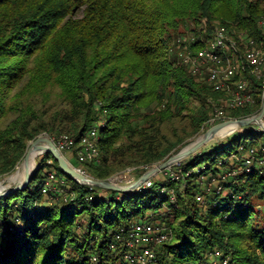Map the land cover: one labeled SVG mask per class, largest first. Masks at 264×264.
I'll return each instance as SVG.
<instances>
[{
  "label": "trees",
  "instance_id": "trees-1",
  "mask_svg": "<svg viewBox=\"0 0 264 264\" xmlns=\"http://www.w3.org/2000/svg\"><path fill=\"white\" fill-rule=\"evenodd\" d=\"M263 15L264 0H0V178L43 132L79 143L95 131L99 160L74 151L72 162L99 180L168 158L209 127L219 94L175 64L171 33L221 24L264 42ZM240 133L173 165L178 179L131 192L81 184L45 152L27 185L0 198V264H136L126 255L137 222L167 236L156 264H210L219 249L229 264H264V165L242 159L264 132Z\"/></svg>",
  "mask_w": 264,
  "mask_h": 264
},
{
  "label": "built area",
  "instance_id": "built-area-1",
  "mask_svg": "<svg viewBox=\"0 0 264 264\" xmlns=\"http://www.w3.org/2000/svg\"><path fill=\"white\" fill-rule=\"evenodd\" d=\"M258 24L264 31V15L260 17ZM206 34L209 35L206 36ZM201 43L200 46L192 47ZM169 49L176 65L187 67L194 77L205 80L211 85L212 91L219 93L210 99L212 111L207 119V126L211 127L218 122L237 119L230 116V111L257 105V96L260 97L262 106L264 100L263 41L254 39L245 31L231 33L221 24H217L211 33H206L204 25H200L197 28L191 27L187 33L179 34ZM261 121L262 125L255 124V129L264 132V113ZM235 131L242 132L243 128L236 127L228 136ZM90 135L93 138L87 135L79 143L72 136L64 133L53 137L52 140L60 151L76 148L79 162H96L100 158V153L96 147L95 131H91ZM242 159L248 166L255 162L264 165V145L260 148H250ZM172 167L167 169L169 175L172 179H178L180 172ZM53 177L54 175L51 174L49 180ZM151 177L146 179L143 186L151 185ZM43 192H46V187ZM197 200L202 202L203 196L198 195ZM166 238V234L159 227L148 222H137L132 225L127 239V246L134 251L126 256L131 261L135 260L136 264H156L154 246ZM223 253L220 249L215 250L209 263L229 264V258L224 257Z\"/></svg>",
  "mask_w": 264,
  "mask_h": 264
},
{
  "label": "water",
  "instance_id": "water-1",
  "mask_svg": "<svg viewBox=\"0 0 264 264\" xmlns=\"http://www.w3.org/2000/svg\"><path fill=\"white\" fill-rule=\"evenodd\" d=\"M264 113V100L262 102V106L259 109V111L252 115L247 116L243 118H237V119H229L227 121H222L215 123V125L207 128L202 134L201 137L196 139L194 142L188 144L187 146L179 149V151L173 153L168 158L160 161L157 164H154L152 167L148 168L145 173H143L141 176L138 177L135 181L131 182V184L128 185H120L118 183H115L111 181L110 179H96L92 177L89 174H85L80 168L75 167L73 164H71L64 156V154L61 153V151L56 147L54 141L50 138V136L46 133L43 135H39L32 139V141L29 143V146L27 147L25 151V156L21 160V164L24 165L26 169V174L24 178L21 181H18L13 186L4 187L0 191V198L7 194L15 193L17 190L23 189L27 183L30 181L31 175L33 174V170H30L28 168L29 165V151L31 149L34 150H42L45 152H48L53 155L55 160L58 163L59 168L62 169V171L70 176L72 179L74 178L77 182H80L81 184L85 185H91L95 187L100 188H106L110 190H118L120 192H131V190L139 189L143 186L146 179L149 177L155 175L159 171L168 169L172 167L174 164L178 163L179 161L183 160L187 156L196 153L200 150L201 146H203L205 143H207L210 140H213L216 137V132L223 128L230 123L236 124V127L244 128V126L253 125V124H259L262 125L261 116ZM36 162L34 161V167L35 170Z\"/></svg>",
  "mask_w": 264,
  "mask_h": 264
},
{
  "label": "rangeland",
  "instance_id": "rangeland-1",
  "mask_svg": "<svg viewBox=\"0 0 264 264\" xmlns=\"http://www.w3.org/2000/svg\"><path fill=\"white\" fill-rule=\"evenodd\" d=\"M189 24V25H188ZM187 25L186 24H183L176 33H171L172 37H171V42L170 44H172L175 39L179 36V34H183V33H187L188 30H190L191 27H193L194 25H191L190 23H188ZM209 127H206V128H201V131L199 133L196 134V136L188 139L187 143L185 145H183L182 147L178 148L176 151H173V153L179 151V149L187 146L188 144L194 142L196 139H198L199 137H201V134ZM236 128V127H235ZM235 128H232V129H229V130H220L216 137L213 139V140H210L208 141L207 143H205L203 146H201L200 150L201 149H207L211 146H214L216 145V143H219V142H222L221 145H223L222 147L223 148H226L228 149L232 143H228L229 139L227 140V138H229L230 136H239L241 135V133L239 131H235V132H232L230 136H228V134L230 133V131H232L233 129ZM255 129V124L253 125H248V126H244L243 130L244 129ZM43 134H46V132H43L39 135H43ZM38 135V136H39ZM227 135V136H226ZM51 139L53 137H50ZM226 140V141H225ZM32 140L29 141V143L31 142ZM29 146V144H28ZM199 150V151H200ZM74 151H76V148H72V150H61V153L64 154L65 158L71 163L73 164L75 167L77 168H80L86 175L88 173H86L81 167L79 164H76V163H73V157H74ZM45 151H43L42 153V150H34L33 149V157H34V161L37 163L38 161V164L42 162V160L44 159V154ZM172 153V154H173ZM171 154V155H172ZM195 154V153H194ZM194 154H191V155H194ZM190 156V155H189ZM187 156L186 158H184L183 160L181 161H186L187 158L189 157ZM49 163H51V160H48ZM180 162V161H179ZM21 165V161L15 166V171L19 168V166ZM147 170V169H146ZM146 170H143V167L142 166H139V165H133V166H130L128 168H125L123 170H120V171H117L115 174H113L111 177H109L108 179H110L111 181L115 182V183H118L120 185H128V184H131V182L135 181L136 179H138L139 176H141L143 173H145ZM166 171L162 170V171H159L158 173H156L155 175H153L150 180H159V179H164V180H167L166 178L169 176V171L167 169H165ZM15 171H13L11 174H8V175H5V176H2L1 178H8L10 177L12 174L15 173ZM35 170L33 169V172ZM0 178V179H1ZM217 182L214 180L212 182V186L211 187H214V186H217ZM6 185H8V183H6ZM15 185V183H12L10 184V186H13ZM220 189V188H218ZM44 197L46 198H50L49 194L47 192H45L44 194Z\"/></svg>",
  "mask_w": 264,
  "mask_h": 264
},
{
  "label": "bare ground",
  "instance_id": "bare-ground-1",
  "mask_svg": "<svg viewBox=\"0 0 264 264\" xmlns=\"http://www.w3.org/2000/svg\"><path fill=\"white\" fill-rule=\"evenodd\" d=\"M236 127V124H234V123H230L229 125H227V126H225V127H223V128H220L217 132H216V134L220 131V130H229V129H232V128H235ZM33 149H31L30 151H29V165H28V168L30 169V170H33V167H34V157H33ZM25 174H26V169H25V167H24V165L23 164H21L20 166H19V168L15 171V173L14 174H12L10 177H8V178H1L0 179V191H1V189L2 188H4V187H8L10 184H12V183H16V182H18V181H21L23 178H24V176H25ZM6 183H8V185H6Z\"/></svg>",
  "mask_w": 264,
  "mask_h": 264
}]
</instances>
